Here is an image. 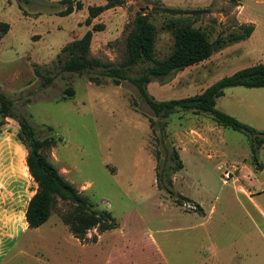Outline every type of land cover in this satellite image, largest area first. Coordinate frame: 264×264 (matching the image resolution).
<instances>
[{
  "label": "rangeland",
  "instance_id": "obj_1",
  "mask_svg": "<svg viewBox=\"0 0 264 264\" xmlns=\"http://www.w3.org/2000/svg\"><path fill=\"white\" fill-rule=\"evenodd\" d=\"M106 1L0 0V91L38 136L55 138L46 155L60 175L92 209L108 210L117 223L98 234L95 243L80 242L58 217L69 204L58 201L43 224L28 229L23 211L36 185L16 140L17 123L3 118L0 231L14 236L5 250L15 244L2 264H264V228L258 222L261 233L250 229L230 166L250 158L244 134L217 125L204 113L177 110L157 118L131 82L100 76L91 81L86 73L61 68L62 46L93 24L101 28L92 31L89 57L117 65L135 13L145 14L155 27L156 59L172 47L165 22L184 19L205 32L213 52L181 71L151 79L146 93L155 100L199 93L224 75L264 63V0H122L85 24L87 6ZM68 5L71 10L63 13ZM246 26L249 35L234 38ZM143 66L126 73L134 76ZM215 108L264 133V87H225ZM163 146L173 148L182 163L170 173L172 194L154 180L153 152L159 151L160 164ZM259 161L264 162V143ZM224 169L231 174L226 184L221 182ZM258 179H264V172ZM192 199L213 211L205 227L186 230L200 215ZM95 233L91 229L86 236Z\"/></svg>",
  "mask_w": 264,
  "mask_h": 264
},
{
  "label": "trees",
  "instance_id": "obj_2",
  "mask_svg": "<svg viewBox=\"0 0 264 264\" xmlns=\"http://www.w3.org/2000/svg\"><path fill=\"white\" fill-rule=\"evenodd\" d=\"M121 2L122 0H107L103 6H87L85 24L88 25L90 19L97 16L103 8L113 7ZM79 7L80 3L77 2L76 8ZM70 10L71 5H68L63 13H68ZM164 27L171 33L172 47L165 57L156 59L154 57L155 27L145 14L135 13L124 40V58L117 65H113L88 55L92 31L101 28L100 24H93L79 38L62 46L65 58L61 68L67 72L86 73L91 81L100 76L109 78L114 83L120 80L131 82L157 118H166L177 110L207 114L217 125L244 134L248 141L250 160L257 162V152L264 143V133L215 108V99L221 96L223 88L228 86L264 87V63H254L224 75L208 84L199 93L180 98L155 100L146 93V84L151 79L163 78L197 64L208 58L214 50V44L207 38L205 32L193 27L184 19H170L165 22ZM250 32L251 27L246 26L244 31L234 38H242ZM139 64L144 66L136 75H127L126 71ZM6 117L14 119L17 123L16 140L25 150L24 164L28 175L36 185L23 211L26 227L33 229L43 224L57 202L64 201L69 207L59 212L58 217L78 241L94 243L98 234L115 228L117 223L111 213L106 209H92L86 198L64 179L47 159L46 153L55 144V138L38 136L27 117L15 109L12 101L0 91V123L1 119ZM151 123L149 119V126ZM159 130L162 128L159 127ZM158 139L160 140L161 137ZM162 149L163 160L160 164H158L159 151L156 149L153 152L155 185L172 194L170 173L180 170L182 163L173 148L168 149L167 146H163ZM257 167L258 164L255 165V168ZM183 199L185 202H190L187 198L183 197ZM175 201L178 204L183 203L177 198ZM194 207L201 213L198 205L195 204ZM91 229H95L96 233L87 237L86 233Z\"/></svg>",
  "mask_w": 264,
  "mask_h": 264
},
{
  "label": "crops",
  "instance_id": "obj_3",
  "mask_svg": "<svg viewBox=\"0 0 264 264\" xmlns=\"http://www.w3.org/2000/svg\"><path fill=\"white\" fill-rule=\"evenodd\" d=\"M257 164L259 165V167L255 168V165ZM221 165L224 166L226 165V163H221ZM230 166L233 172L237 175L236 179L239 182V184L235 185L234 188L237 194H239L240 196L241 208L242 210H245V214H248V216L250 215L249 227L251 230L255 229V231L261 233V231H258L257 229L259 223L260 226L262 225V228H264V179L259 180L258 178L263 175L264 162L259 161L254 163L250 160L249 156H246L245 158L241 159V161L235 163V165L233 164ZM230 177L231 174L229 178ZM261 183L263 185L258 186ZM223 184H226V182ZM191 203L198 205V203L195 202L193 199ZM199 207L201 209V213L200 215H198V219L188 222L189 226L186 228V230H192L201 227L203 228L209 223L208 215L212 213L211 211H213V207L210 206L208 212L206 211V209L201 208V206ZM261 236L264 237L262 233ZM13 237H14L13 234H5L2 231H0V264H2L3 262L2 260L6 255L7 251H9V248H11V246L15 244L14 242L13 245H11L5 250L4 246L10 245L11 242L13 241ZM199 251H202L204 253L202 254L201 252V255H206L207 253V250L205 248H199ZM202 264H208V263L204 261Z\"/></svg>",
  "mask_w": 264,
  "mask_h": 264
},
{
  "label": "built area",
  "instance_id": "obj_4",
  "mask_svg": "<svg viewBox=\"0 0 264 264\" xmlns=\"http://www.w3.org/2000/svg\"><path fill=\"white\" fill-rule=\"evenodd\" d=\"M230 172L228 170H223L221 173V180L223 183L226 182V180L229 178Z\"/></svg>",
  "mask_w": 264,
  "mask_h": 264
}]
</instances>
